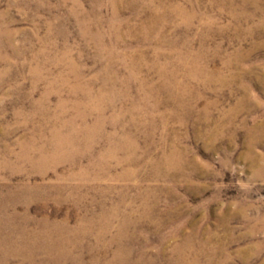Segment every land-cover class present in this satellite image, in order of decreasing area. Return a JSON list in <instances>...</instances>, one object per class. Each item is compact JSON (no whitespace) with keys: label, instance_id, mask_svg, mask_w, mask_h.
<instances>
[{"label":"rangeland","instance_id":"1","mask_svg":"<svg viewBox=\"0 0 264 264\" xmlns=\"http://www.w3.org/2000/svg\"><path fill=\"white\" fill-rule=\"evenodd\" d=\"M109 62L134 150L57 153ZM263 262L264 0H0V264Z\"/></svg>","mask_w":264,"mask_h":264},{"label":"bare ground","instance_id":"2","mask_svg":"<svg viewBox=\"0 0 264 264\" xmlns=\"http://www.w3.org/2000/svg\"><path fill=\"white\" fill-rule=\"evenodd\" d=\"M148 27H149V25L147 23L142 28L145 29ZM108 52H109L110 57H111L110 61L113 62L112 60L115 58V55L117 54L116 53L117 51L115 49L114 44L111 45V47H109ZM156 55H158V53ZM118 62H120V61H118ZM142 62H143L142 57L135 58V60H134V63H135V65H137V67H140ZM172 62L173 61H170L169 59L164 61L165 67H167L168 64H171ZM111 67H112V65L109 62V64L105 65L103 68L104 72H107V73L111 72L110 74L112 75L110 78H108V79L105 78L106 80H104L105 89L108 92L106 94H102V95L97 96L96 97L97 102L94 105L89 104V101L93 97L91 96L89 90L84 89L83 92H84L85 102H81V101H75L74 102V107L77 106V108H79L83 105L82 111H79V112L77 111L76 116L74 118H70L69 120H63L62 121L59 119V117H60L59 115L54 117L55 120L57 121V124H55V126H56L55 130L56 131L54 130V133L52 136L53 138H51L50 143L53 145V147L57 153L62 151V150H66L67 148H73L74 146H78L80 144H82L83 148L89 150L90 148H88L89 147V145H88L89 140L88 139L91 138L92 142H94L93 145H95V143L97 142V136L101 137V139H103L105 143L113 142L112 148H108L105 152L98 154V156H99L98 159H104L107 157L114 158L115 154L118 150H122V149H125L128 147L131 148V150H134L135 145L133 143H131V141L129 139L130 136L128 134V131L123 130L120 135H118L117 132L114 130H113V132H108V133H104L103 132L104 130L102 131V126H103L104 120H105V117H104L105 111L111 110L116 106V102L119 99V96H126L127 95V92H125V91L120 93V92H116L114 90L115 86L119 82V80H117L115 78L116 75H115V73L113 74ZM172 68H171V70H169L170 74H165V72L163 70H161L160 71L161 77H164V85L172 86V84H173V87L175 86L178 88V86H180V84H178V86L175 85V80L172 77V76H174L175 70H177V69H172ZM175 96H176V94H175ZM142 103L144 104L142 106V108H143V110H145L147 107V103H145V100ZM178 106H180V105H178ZM136 109H139V107L135 106V104H133V105L131 104V106L126 111H124V109H122L118 106L116 107V110L118 111L119 115L121 114V116L125 115L126 113L129 114V112L136 110ZM90 113L91 114L95 113V117H94V120L92 123L87 122L88 116ZM112 117L114 119H117L119 116L118 115H112ZM63 128L68 130V134L66 133L64 136L62 134H60V130H62ZM97 130H99V132H100L98 135L96 132ZM98 139H100V138H98ZM90 146H92V145H90ZM38 153H39V157L42 156L41 151H39ZM129 158H131V157H129ZM89 160H90L89 164L92 165L94 159H89ZM102 163H103V165H105V161L102 160Z\"/></svg>","mask_w":264,"mask_h":264}]
</instances>
